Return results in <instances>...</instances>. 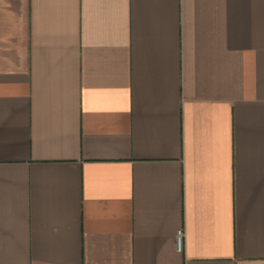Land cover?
I'll return each instance as SVG.
<instances>
[{"label": "crops", "instance_id": "crops-1", "mask_svg": "<svg viewBox=\"0 0 264 264\" xmlns=\"http://www.w3.org/2000/svg\"><path fill=\"white\" fill-rule=\"evenodd\" d=\"M0 264H264V0H0Z\"/></svg>", "mask_w": 264, "mask_h": 264}, {"label": "built area", "instance_id": "built-area-1", "mask_svg": "<svg viewBox=\"0 0 264 264\" xmlns=\"http://www.w3.org/2000/svg\"><path fill=\"white\" fill-rule=\"evenodd\" d=\"M184 237H185L184 229H179L177 232V249L179 251H182L184 248Z\"/></svg>", "mask_w": 264, "mask_h": 264}]
</instances>
